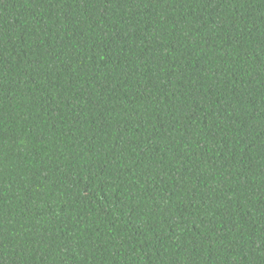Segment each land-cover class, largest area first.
Here are the masks:
<instances>
[{"label": "trees", "instance_id": "1", "mask_svg": "<svg viewBox=\"0 0 264 264\" xmlns=\"http://www.w3.org/2000/svg\"><path fill=\"white\" fill-rule=\"evenodd\" d=\"M0 264H264V0H0Z\"/></svg>", "mask_w": 264, "mask_h": 264}]
</instances>
